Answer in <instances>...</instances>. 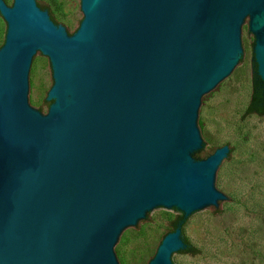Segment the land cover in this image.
<instances>
[{"label":"water","instance_id":"95a60500","mask_svg":"<svg viewBox=\"0 0 264 264\" xmlns=\"http://www.w3.org/2000/svg\"><path fill=\"white\" fill-rule=\"evenodd\" d=\"M80 9L67 35L39 0H0V264H122V236L158 210L186 218L232 202L219 176L228 146L195 157L208 150L206 102L236 80L247 27L264 84V0ZM42 55L45 114L34 108ZM181 234H166L147 264H172Z\"/></svg>","mask_w":264,"mask_h":264},{"label":"rangeland","instance_id":"374dc122","mask_svg":"<svg viewBox=\"0 0 264 264\" xmlns=\"http://www.w3.org/2000/svg\"><path fill=\"white\" fill-rule=\"evenodd\" d=\"M8 6L13 0H3ZM40 9L72 35L83 18L80 0H39ZM6 23L0 15V47ZM254 36L247 27V53L239 60L235 81L206 102L203 139L208 148L228 146L235 156L219 173L231 203L207 214L189 215L182 228L194 254L184 250L171 255L172 264H264V116L245 115L251 95ZM53 84L45 56L35 69L34 108L45 114L51 104L47 92ZM181 213L158 210L122 236V264L137 259L147 264L163 237L172 232Z\"/></svg>","mask_w":264,"mask_h":264},{"label":"trees","instance_id":"16d2710c","mask_svg":"<svg viewBox=\"0 0 264 264\" xmlns=\"http://www.w3.org/2000/svg\"><path fill=\"white\" fill-rule=\"evenodd\" d=\"M52 20V18H50ZM52 22L56 24L53 20ZM57 25V24H56ZM253 71H252V76H251V95L249 102L245 108L244 111V116L245 115H250V114H255L258 116H264V84L261 81V79L257 76L256 74V65L253 62ZM40 111V110H39ZM199 126L200 128H203L202 121H199ZM206 158V157H205ZM196 160H201L204 158H201L199 155L195 157ZM185 218L183 217L182 214H180L174 221L173 226H172V231H174L177 227H181V235H182V240L185 244V249L184 251L189 254H194V249L192 245L189 244L188 240L184 237L183 235V226L185 223ZM119 249V248H118ZM120 251V249H119ZM123 264H139V261L137 259H131L126 263Z\"/></svg>","mask_w":264,"mask_h":264}]
</instances>
